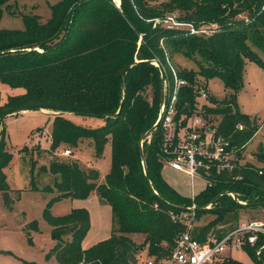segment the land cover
Segmentation results:
<instances>
[{
    "label": "trees",
    "instance_id": "obj_1",
    "mask_svg": "<svg viewBox=\"0 0 264 264\" xmlns=\"http://www.w3.org/2000/svg\"><path fill=\"white\" fill-rule=\"evenodd\" d=\"M10 1L15 0H0V19ZM119 1L118 5L114 0H58L45 20L27 13L21 16L23 28H0V82L24 89L5 102L0 94L4 206L11 209L14 203L3 172L12 158L1 122L4 115L28 108L62 113L52 114L49 149L54 152L64 145L76 148L82 139H88L97 157L107 142L111 146V167L102 182L97 169L82 168L76 160L50 163L54 181L44 190L56 195L46 203L42 217L53 240L46 256H53L58 264H135L144 247L148 258L163 260L185 228L176 215L189 213L192 204L195 222L205 214L212 217L205 225L195 223L193 235L199 239L209 232L220 237L228 229L218 230L217 226L236 220L242 209L264 207V165L246 162L231 172L213 175L211 184L192 199L179 194L162 176L160 126L144 137L143 158L139 147L140 138L156 122L160 68L167 69L169 60L186 81L178 90L177 116L194 112L198 77L205 82L218 78L226 94L220 101L208 97L210 106L204 109L217 117L218 131L244 149L258 126L254 117L240 111L237 94L243 88L246 60L264 70V0ZM168 13L196 29L215 27L199 34L184 27L167 28L163 19ZM184 59L186 63L180 61ZM175 60L178 66L172 62ZM190 62L193 67L187 66ZM68 112L100 117L104 124L85 127L66 118ZM260 158L264 159V153ZM92 192L110 206L114 227L109 237L83 248L90 226L87 209L72 208L55 216L50 207L62 198L85 199ZM29 227L36 230L37 221H31ZM136 234L143 235L141 243L134 239ZM243 249L253 256V264H264V233ZM214 264L244 263L225 256Z\"/></svg>",
    "mask_w": 264,
    "mask_h": 264
},
{
    "label": "rangeland",
    "instance_id": "obj_2",
    "mask_svg": "<svg viewBox=\"0 0 264 264\" xmlns=\"http://www.w3.org/2000/svg\"><path fill=\"white\" fill-rule=\"evenodd\" d=\"M57 1H10V7L4 11L0 19V28H23L21 16L27 13L37 14L41 20H45L50 16V6ZM114 1L119 5V0ZM160 1L151 0L150 3L157 4ZM172 15L175 16V13L166 14L163 22H167V17ZM157 21L159 20L157 19ZM214 27L215 25H210L203 28L210 30ZM261 57L264 60V54H261ZM186 60L180 61L186 63ZM172 62L178 66L177 62L179 61ZM187 66L193 67L191 62ZM195 84L196 91L203 87L208 93L207 98L198 96V103L206 107L210 106L208 97L212 96L220 101L226 94L221 80L215 77L209 78L206 82L198 77ZM23 92L24 89L21 87L14 88L0 82L1 102H5L8 96ZM237 102L240 111L254 117L258 126V131L242 150L240 162L241 164L248 162L254 166L262 167L264 159L260 158V155L264 153V70L253 61H245L243 88L237 94ZM52 112L46 109L44 112L25 110L4 118L5 140L7 149L12 153V158L9 164L3 168V172L11 189L14 203L11 209H7L0 192V264H57L53 256H46L53 245V240L50 226L42 217L46 203L56 195L54 191L44 190L45 186H51L54 181L49 167L52 160H76L82 168L93 167L99 171V182L104 180L110 170L111 146L109 142L104 145L100 157L95 156L93 146L88 139H82L76 148L64 145L56 149L55 152L51 151L49 148ZM64 116L76 124L89 128L104 124V120L100 117L73 112H68ZM211 119L213 122L217 121V117L214 115L211 116ZM192 120L193 116L188 118V122ZM66 148L72 151L71 155L63 154V150ZM162 176L179 194L185 197H191L193 193H200L207 184L203 178H191L180 171L170 169L167 165L162 167ZM81 207L87 209L90 217V226L82 241V246L88 248L111 234L114 222L108 204L101 202L93 192L85 199L67 197L54 201L50 211L55 216H61L69 213L72 208ZM211 218L210 214H205L195 223L197 226H202L207 224ZM33 220L37 221L36 230L29 227V223ZM243 220L263 223L262 228H264V207L242 209L238 212L236 220L221 224L217 226V229H230ZM133 237L139 243L144 240L141 234L133 235ZM224 254L244 264L254 263L253 256L245 249L232 248L230 251L226 250ZM146 258H148L147 248L144 247L138 253L135 264H144Z\"/></svg>",
    "mask_w": 264,
    "mask_h": 264
},
{
    "label": "built area",
    "instance_id": "obj_3",
    "mask_svg": "<svg viewBox=\"0 0 264 264\" xmlns=\"http://www.w3.org/2000/svg\"><path fill=\"white\" fill-rule=\"evenodd\" d=\"M166 26L167 28L185 27L191 34L211 32V29H196L190 23L179 22L174 15L167 17ZM153 64L159 66L157 61ZM167 65V69L161 68L165 75L164 101L163 105L159 106L156 119L163 135L160 147L163 164L191 178H203L206 185H210L211 176L222 171L231 172L241 165L239 153L243 146L231 144L230 140L218 131V120L213 122L212 115L206 113L204 105L198 103V96L203 98L208 96L203 87L199 88L194 112L189 116L185 114L177 116L178 90L186 84V81L179 77L177 69L169 60ZM191 116L193 120L188 122ZM237 127L239 130L243 129L241 124ZM63 154L70 155V151L64 150ZM230 194L235 197L233 193ZM210 205L209 203L206 207ZM194 208L192 204L189 206V213L176 215L177 219H183L185 228L177 236L170 256L163 260L147 258L144 264H214L227 256L224 254L226 250L243 249L244 244L253 245L259 233H264L263 223L243 220L223 232L220 237L209 232L204 239H199L193 235Z\"/></svg>",
    "mask_w": 264,
    "mask_h": 264
},
{
    "label": "water",
    "instance_id": "obj_4",
    "mask_svg": "<svg viewBox=\"0 0 264 264\" xmlns=\"http://www.w3.org/2000/svg\"><path fill=\"white\" fill-rule=\"evenodd\" d=\"M154 62V61H153ZM160 74H161V94H160V107L163 105V101H164V93H163V84H164V81H165V75H164V72H163V70L160 68ZM26 111L27 110H40V111H42L43 112V110L42 109H40V108H36V109H32V108H28V109H25ZM25 110H20V111H18V112H22V111H25ZM14 113H16V112H13V113H9V114H7V115H11V114H14ZM52 114L53 115H57V114H62V113H60V112H55V111H53L52 112ZM7 115H4L3 117H2V120H1V122L3 123L4 122V118H5V116H7ZM158 122H156L141 138H140V140H139V147H140V154H141V157L143 158V151H142V141H143V139H144V137L146 136V135H148V134H150L157 126H158ZM144 164V163H143ZM235 198V197H234Z\"/></svg>",
    "mask_w": 264,
    "mask_h": 264
},
{
    "label": "crops",
    "instance_id": "obj_5",
    "mask_svg": "<svg viewBox=\"0 0 264 264\" xmlns=\"http://www.w3.org/2000/svg\"><path fill=\"white\" fill-rule=\"evenodd\" d=\"M42 110H43V112H44L45 109H42ZM242 150H243V149H242ZM167 166H168V165H167ZM168 167H169L170 169H172L170 166H168ZM172 170H173V169H172ZM175 171H176V170H175ZM161 173H162V170H161ZM163 178H164V177H163ZM99 180H100V179H99ZM92 193H93V192H92ZM192 195H195V194L193 193ZM192 195H191V196H192ZM98 199H99V198H98ZM83 248H85V247H83ZM53 258H54V257H53ZM54 259H55V258H54ZM55 262H56V260H55ZM56 263H57V262H56ZM57 264H58V263H57Z\"/></svg>",
    "mask_w": 264,
    "mask_h": 264
}]
</instances>
